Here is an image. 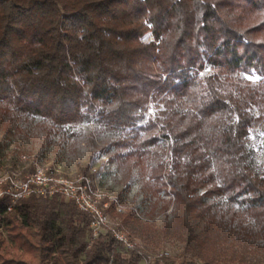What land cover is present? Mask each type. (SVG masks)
I'll list each match as a JSON object with an SVG mask.
<instances>
[{
  "label": "trees",
  "instance_id": "obj_1",
  "mask_svg": "<svg viewBox=\"0 0 264 264\" xmlns=\"http://www.w3.org/2000/svg\"><path fill=\"white\" fill-rule=\"evenodd\" d=\"M90 124L143 202L170 196L160 225L109 210L146 245L181 244L152 264H264V0H0V126L62 138ZM9 205L0 264L147 257L92 238L59 195Z\"/></svg>",
  "mask_w": 264,
  "mask_h": 264
},
{
  "label": "rangeland",
  "instance_id": "obj_2",
  "mask_svg": "<svg viewBox=\"0 0 264 264\" xmlns=\"http://www.w3.org/2000/svg\"><path fill=\"white\" fill-rule=\"evenodd\" d=\"M260 141L263 144L264 134ZM257 161L264 163V145L258 151ZM31 166H39L55 176L70 179L90 176L98 189L118 197L126 210L136 207L142 220H153L160 225L164 219L163 207L170 196L143 202L139 195V177L136 174L129 177L125 170L117 169L116 165L107 160L106 138L95 132L91 124L77 129V136L66 135L62 138L56 135L47 137L35 125H25L19 130L0 126V197L4 196L7 189L6 178L15 175L17 180L22 179L27 176ZM169 211L170 208L166 213ZM108 218L109 227L122 231L134 247L145 253L147 257L141 264H152L155 259L165 256L180 258V243L166 241L157 247L146 245L134 229L122 225L121 219L115 214L108 212Z\"/></svg>",
  "mask_w": 264,
  "mask_h": 264
},
{
  "label": "built area",
  "instance_id": "obj_3",
  "mask_svg": "<svg viewBox=\"0 0 264 264\" xmlns=\"http://www.w3.org/2000/svg\"><path fill=\"white\" fill-rule=\"evenodd\" d=\"M7 189L4 194L8 196L10 205L8 210L19 200L29 196L51 197L59 195L71 202L76 209L90 217L88 228L92 238L98 237L103 231L111 232L114 239L122 243L127 249L133 248V243L120 230L109 227L108 212L116 214L126 211L118 197L98 189L90 176L83 175L74 179L55 176L45 168L36 166L33 173L17 180L15 175L6 178ZM139 217L137 211L131 208Z\"/></svg>",
  "mask_w": 264,
  "mask_h": 264
},
{
  "label": "snow or ice",
  "instance_id": "obj_4",
  "mask_svg": "<svg viewBox=\"0 0 264 264\" xmlns=\"http://www.w3.org/2000/svg\"><path fill=\"white\" fill-rule=\"evenodd\" d=\"M249 79H252V77H249Z\"/></svg>",
  "mask_w": 264,
  "mask_h": 264
}]
</instances>
